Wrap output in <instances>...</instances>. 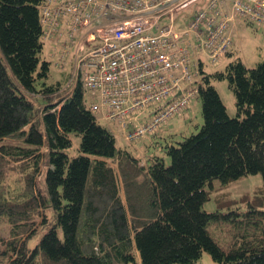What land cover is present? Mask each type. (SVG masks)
Masks as SVG:
<instances>
[{
	"label": "trees",
	"instance_id": "obj_1",
	"mask_svg": "<svg viewBox=\"0 0 264 264\" xmlns=\"http://www.w3.org/2000/svg\"><path fill=\"white\" fill-rule=\"evenodd\" d=\"M43 1L0 0V217L10 233L0 245V264H197L203 252L216 264H264V210L202 208L205 186L215 178L224 184L259 172L264 184V59L246 67L235 58L213 72L199 66L203 122L162 147L171 156L166 165L150 134L133 136L150 110L134 113L125 125L121 116L96 118L80 85L63 97L58 81H44ZM212 78L227 80L235 116ZM117 131L128 145L141 142L149 152L134 156L119 148ZM71 135L79 136L75 155L67 151ZM136 167L150 183V195L138 199L142 213L129 212L120 196V181H141ZM211 224L223 232L218 240Z\"/></svg>",
	"mask_w": 264,
	"mask_h": 264
},
{
	"label": "built area",
	"instance_id": "obj_2",
	"mask_svg": "<svg viewBox=\"0 0 264 264\" xmlns=\"http://www.w3.org/2000/svg\"><path fill=\"white\" fill-rule=\"evenodd\" d=\"M65 2L76 6L70 7ZM65 2L57 7V0H46L41 10L42 22L48 23L61 12L70 10L75 12L74 21L80 26L100 17L106 20L129 14L113 27H92L73 52L75 80L82 76L89 87L101 88L103 102L113 113H125L151 102L163 104L180 85L189 84L188 91L181 97L159 108L150 129L178 113L195 93L196 88L190 85L194 73L189 68L193 54H206L215 62L230 43L229 26L234 20L245 17L264 23V0ZM211 2L220 3L222 7L212 11L208 8ZM187 8L190 19L176 29V18ZM165 14L169 21L159 25L157 19ZM94 39L96 43L86 49L84 42ZM176 69L180 70L179 75L172 74Z\"/></svg>",
	"mask_w": 264,
	"mask_h": 264
},
{
	"label": "rangeland",
	"instance_id": "obj_3",
	"mask_svg": "<svg viewBox=\"0 0 264 264\" xmlns=\"http://www.w3.org/2000/svg\"><path fill=\"white\" fill-rule=\"evenodd\" d=\"M189 18L190 17L187 15L180 14L175 27L177 29H180V26L188 21ZM168 21L169 18L167 16H163L160 19L161 24H164ZM230 35L232 37L230 51L228 54L223 55L218 63L212 64L207 56L202 57V66L205 71L213 72L218 69H223L229 61H232L235 58H239L246 67H253L258 62L264 59V25L243 21L242 23L236 25V28L232 30V33ZM57 56V53L50 48L49 43H43L41 57L49 60L50 62L49 74L48 77L44 79V81L48 84L58 81L63 86V97H66V95L68 96L70 93V90L67 88L68 86H64L69 76V66L64 65L63 67H61L55 65L54 60ZM211 84L219 93L223 103L225 104L228 115L231 117L235 116V95L234 92L229 88L227 80L225 78H212ZM85 98L88 101V93L85 94ZM188 111L189 117L184 118L183 116H175V118L169 119L168 124L161 130H159V133L156 135L157 140L154 143V146L152 145V149H154V152L156 154L160 155L161 158H163L166 165L170 163L171 156L166 152L164 148L162 149V147L166 146V144H169L170 142L176 144L177 141H180L184 137L196 132L203 122V117L201 114V102L197 97L191 99V105L189 106ZM27 128L28 127H25V129ZM7 140L15 141L13 138ZM71 141V147H69L67 151L71 155H75L78 153L77 146L79 142V136L71 135ZM115 142L119 148L127 149L131 153V155L134 156H140L139 150H148L141 144V142H138L134 146L128 145V142L125 140L121 131L116 132ZM140 161L142 164H145V157L141 156ZM39 170H42V166H39ZM136 173L143 174L139 175L141 181L140 179H135L136 184L137 182L139 184L126 186L125 180L124 182L120 181V196L122 197V200L125 198L127 202V206L125 208H128L129 212L142 213L144 211L140 209L141 207L139 203L141 202H139L138 199L143 200V196L150 195V183L146 179V173L142 172V170L138 167H136ZM9 178L10 177H6L5 186L8 185ZM39 180L40 176L37 173L35 176V181ZM205 188L209 190L208 198L202 204V208L206 211L217 210L225 212L236 209L244 211L247 210L249 206H255L258 209L264 210V184L262 175L259 172L243 175L238 179L229 181L224 184L221 183L219 179L215 178L211 181V186L206 184ZM143 207L147 209L148 206L143 204ZM150 212L149 214L144 216L146 218L145 221L152 217V215H150ZM129 216L131 217V214H129ZM38 222L39 218L37 219L36 224ZM208 229L210 231V234L216 240H218L219 237L223 235L222 230L213 224L209 225ZM40 234L34 236L29 240L30 246L37 242ZM59 234L62 235L61 230H59ZM9 237V224L3 217H0V245L2 240L6 241L7 239H9ZM98 237L100 238L99 235ZM196 263L216 264L212 260L211 256L206 252H203L199 259L196 260Z\"/></svg>",
	"mask_w": 264,
	"mask_h": 264
},
{
	"label": "bare ground",
	"instance_id": "obj_4",
	"mask_svg": "<svg viewBox=\"0 0 264 264\" xmlns=\"http://www.w3.org/2000/svg\"><path fill=\"white\" fill-rule=\"evenodd\" d=\"M68 6L70 7H75L76 5L74 3L71 2H65ZM222 7V5L220 3L217 2H211L208 4V8L212 11L218 10ZM110 16L113 14H109ZM88 73V72H87Z\"/></svg>",
	"mask_w": 264,
	"mask_h": 264
},
{
	"label": "crops",
	"instance_id": "obj_5",
	"mask_svg": "<svg viewBox=\"0 0 264 264\" xmlns=\"http://www.w3.org/2000/svg\"><path fill=\"white\" fill-rule=\"evenodd\" d=\"M186 116H188L189 117V111L187 110V112H186Z\"/></svg>",
	"mask_w": 264,
	"mask_h": 264
}]
</instances>
